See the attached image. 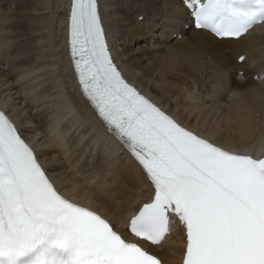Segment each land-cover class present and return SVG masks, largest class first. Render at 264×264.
Returning a JSON list of instances; mask_svg holds the SVG:
<instances>
[{"label": "snow or ice", "instance_id": "1", "mask_svg": "<svg viewBox=\"0 0 264 264\" xmlns=\"http://www.w3.org/2000/svg\"><path fill=\"white\" fill-rule=\"evenodd\" d=\"M181 2L197 29L220 40L264 23V0ZM66 25L79 92L140 170L146 196L84 202L0 107V264H162L153 247L174 221L181 264H264V153L185 124L130 78L110 43L105 0H70Z\"/></svg>", "mask_w": 264, "mask_h": 264}, {"label": "bare ground", "instance_id": "2", "mask_svg": "<svg viewBox=\"0 0 264 264\" xmlns=\"http://www.w3.org/2000/svg\"><path fill=\"white\" fill-rule=\"evenodd\" d=\"M69 2L0 0V106L84 202L146 196L140 170L77 87L66 42ZM105 15L114 55L148 94L227 146L264 153V24L238 41L218 40L193 29L181 0H105ZM241 55L246 61L238 63ZM183 243L174 221L153 251L163 264H181Z\"/></svg>", "mask_w": 264, "mask_h": 264}, {"label": "rangeland", "instance_id": "3", "mask_svg": "<svg viewBox=\"0 0 264 264\" xmlns=\"http://www.w3.org/2000/svg\"><path fill=\"white\" fill-rule=\"evenodd\" d=\"M139 21L141 22L142 19L140 18ZM188 27H191V24H190V23H188ZM177 28H178V27H177ZM172 37H173V39H174L175 36H172ZM237 62H238V61H237ZM238 63H239V62H238Z\"/></svg>", "mask_w": 264, "mask_h": 264}]
</instances>
